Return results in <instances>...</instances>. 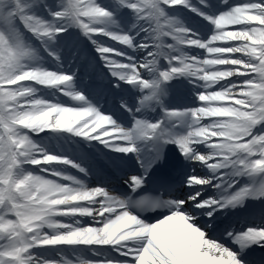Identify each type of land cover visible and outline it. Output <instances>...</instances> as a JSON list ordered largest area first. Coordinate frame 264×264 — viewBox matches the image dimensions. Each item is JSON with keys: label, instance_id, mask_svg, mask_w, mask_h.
<instances>
[{"label": "snow or ice", "instance_id": "snow-or-ice-1", "mask_svg": "<svg viewBox=\"0 0 264 264\" xmlns=\"http://www.w3.org/2000/svg\"><path fill=\"white\" fill-rule=\"evenodd\" d=\"M0 264H264V0H0Z\"/></svg>", "mask_w": 264, "mask_h": 264}, {"label": "bare ground", "instance_id": "bare-ground-1", "mask_svg": "<svg viewBox=\"0 0 264 264\" xmlns=\"http://www.w3.org/2000/svg\"><path fill=\"white\" fill-rule=\"evenodd\" d=\"M65 99H67V98H65Z\"/></svg>", "mask_w": 264, "mask_h": 264}]
</instances>
